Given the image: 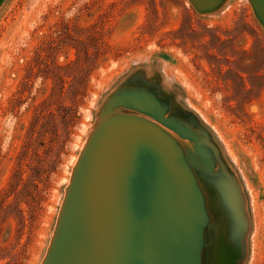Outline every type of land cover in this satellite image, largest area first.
Listing matches in <instances>:
<instances>
[{
    "label": "rangeland",
    "instance_id": "obj_1",
    "mask_svg": "<svg viewBox=\"0 0 264 264\" xmlns=\"http://www.w3.org/2000/svg\"><path fill=\"white\" fill-rule=\"evenodd\" d=\"M47 75L68 77L69 92H86L78 98L80 121L58 172L50 174L64 139L62 121H70L62 109L55 112L57 132L44 137L24 196L9 199L7 206H18L0 220V264H42L71 172L111 117L98 121L99 110L132 79L134 87L157 92L166 116L201 136L214 173L226 175L214 186L195 174L209 225L218 218L208 235L210 264L228 263L219 260L227 250L231 264H264V28L249 0H226L210 14L188 0H0V198L36 109L55 88ZM177 138L186 151L188 141ZM219 194L230 209L235 205L246 230L242 248L240 232L228 239L230 210Z\"/></svg>",
    "mask_w": 264,
    "mask_h": 264
},
{
    "label": "water",
    "instance_id": "obj_2",
    "mask_svg": "<svg viewBox=\"0 0 264 264\" xmlns=\"http://www.w3.org/2000/svg\"><path fill=\"white\" fill-rule=\"evenodd\" d=\"M188 1L210 14L226 0ZM249 1L264 28V0ZM133 80L99 110L98 121L111 117L91 135L71 172L42 264H210L209 236L218 218L209 225L195 174L214 186L226 175L214 173L201 136L166 116L157 92L134 87ZM177 137L193 145L185 151ZM219 197L230 210L224 214L228 239L240 232L242 248L246 230L235 205L231 210L226 195ZM231 253L219 260L231 264Z\"/></svg>",
    "mask_w": 264,
    "mask_h": 264
},
{
    "label": "trees",
    "instance_id": "obj_3",
    "mask_svg": "<svg viewBox=\"0 0 264 264\" xmlns=\"http://www.w3.org/2000/svg\"><path fill=\"white\" fill-rule=\"evenodd\" d=\"M77 63H79V58H77V60L72 64H69L61 69L66 70L70 67V65H75ZM45 79H51L55 88L53 89L50 98L45 100L36 109L33 120L30 124L27 139L23 145L21 154L18 156L16 168L12 174L7 189L0 198V220L11 214V208L15 207L13 205L18 206L16 203L7 206L9 199L14 198L21 200L24 196L25 183L29 176L28 170L32 169L31 165L34 162H41L39 161V149L42 147L44 137L51 132L50 130L54 133L57 132L58 124L55 119V112L62 109V111H65L66 115H70V121L69 123H67L68 119H64L62 121V126L65 128L64 139L55 159L50 164V174L58 172V169L62 164V157L67 155V145L70 143L71 136L74 134V129L78 126L80 121V99L86 96V92L79 89H74L70 92L67 91L65 86L69 84V81L66 76L60 77L59 75L58 77H54L52 75H47ZM75 81L79 82L81 79L78 78L75 79ZM79 96L80 99H78ZM67 99L71 101L72 105L66 108L63 104ZM36 170L38 173L39 169L37 168Z\"/></svg>",
    "mask_w": 264,
    "mask_h": 264
},
{
    "label": "bare ground",
    "instance_id": "obj_4",
    "mask_svg": "<svg viewBox=\"0 0 264 264\" xmlns=\"http://www.w3.org/2000/svg\"><path fill=\"white\" fill-rule=\"evenodd\" d=\"M98 127H99V126H98ZM89 139H90V138H89ZM88 141H89V140H88ZM88 141H87V143H88ZM87 143H86V145H87ZM184 145H186L187 147L191 148V145H189L188 142H186V143L184 142ZM203 259H204V258H203ZM226 264H227V263H226Z\"/></svg>",
    "mask_w": 264,
    "mask_h": 264
}]
</instances>
